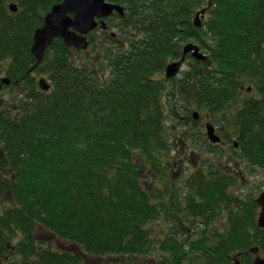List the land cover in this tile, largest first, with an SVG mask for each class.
<instances>
[{
	"label": "trees",
	"instance_id": "trees-1",
	"mask_svg": "<svg viewBox=\"0 0 264 264\" xmlns=\"http://www.w3.org/2000/svg\"><path fill=\"white\" fill-rule=\"evenodd\" d=\"M10 1L0 0V264H235L258 205L234 194L242 180L224 146L185 131L191 151L203 146L223 159L203 162L167 193L142 178L172 150L169 120L199 128L195 109L226 129L247 169H264V0H118L120 38L91 41L97 56L60 39L48 50L34 73L49 92L29 72L30 51L62 0H25L17 13ZM210 1L199 29L194 19ZM191 41L209 59H192L191 71L167 81L168 64ZM225 211L235 230L209 235Z\"/></svg>",
	"mask_w": 264,
	"mask_h": 264
},
{
	"label": "rangeland",
	"instance_id": "rangeland-1",
	"mask_svg": "<svg viewBox=\"0 0 264 264\" xmlns=\"http://www.w3.org/2000/svg\"><path fill=\"white\" fill-rule=\"evenodd\" d=\"M12 2H16V1L14 0L10 1V3ZM18 4L20 6V3ZM117 24H118V21H116L114 24H110L111 30L107 33V35H103L101 33L98 34L96 33L97 30H95L96 35L94 36L90 34L89 39L93 41L94 44L96 45L98 44V47L102 46L100 42L107 44L110 38L115 37L116 39H119L121 33L118 32ZM115 26H116V29H114ZM99 38L101 39L103 38V39L98 42ZM91 48L92 47L89 48L88 52L80 51L84 53L82 56L83 57L97 56L98 54H95V50ZM185 65L186 66L184 67V70H186V72H189L193 69V67L190 68L189 64H185ZM33 77L37 80V85H38L40 78L45 77V76L35 73L33 74ZM4 78H7V76L4 75ZM195 112H196V109L193 110L191 114H194ZM204 116L205 117L202 116V118H200L199 128L196 126V129L192 127H186L184 129V127L182 128V126H180V124H178L177 121L169 120L168 125H167L169 136L168 137L166 136V137L167 139L170 140L172 150L162 155L159 154L160 158L157 159L156 165H155L156 168H158L156 171V174H154L151 177L148 174V172L145 173L142 178L143 185L146 184L148 188L151 186L153 187V185H155L156 187L158 186L161 189H165L166 190L165 193H167V188H170V190H173V189L177 190L178 187H182V188L184 187L186 180H188V176L192 172H195V167L196 169H198L200 164H202L203 162L205 163L207 161H213L218 164V161H220V159L221 160L223 159L221 155H213V154L208 153V151L204 149L205 147H203L202 144H200L202 140L198 142L199 145L202 146V148L200 149L197 148L194 151L190 150L191 143L189 140H186L187 136L186 134H184L185 131H189V132L194 131L192 133L198 134L199 132L196 130H200L206 136L207 140L209 141L208 136L206 135V124L209 123L210 122L209 120L211 119L209 117H206V115ZM218 133L223 137L224 145L226 146L223 151V153H225L224 155L227 158L228 157L232 158V156L235 157L234 158L235 160H232V163L230 165L231 170L237 173L235 175H237L238 180H242V182H239L237 186L233 188L234 194L239 197L242 196V198L246 199L247 201H250V200L255 201V199H257L260 196V192L264 190V169L257 168L255 166H251L249 169H247L249 167V164H247L243 159H241L239 154L233 153L231 151V145H232L231 141L227 139L226 137H224V133H226V129L223 132V134H221L219 130H218ZM196 140H198V138ZM242 176L244 178H247V183L243 181V179L241 178ZM1 202L2 201H0V203ZM225 215H226V211L220 215V219H218L217 221L211 224L209 229L218 230L219 232H221L219 233V235L223 234L224 229H226V226H227L225 224L226 223ZM162 225L163 226L165 225L164 220L162 221ZM53 244L56 247L66 249L68 252L77 251L79 253V250H78L79 248H77V246L73 245L72 243H67L65 241L58 240L57 238H55L53 239ZM85 261L88 262V259L86 257H84V263ZM88 264H98V263H97V260H94L93 258L92 259L89 258Z\"/></svg>",
	"mask_w": 264,
	"mask_h": 264
},
{
	"label": "water",
	"instance_id": "water-1",
	"mask_svg": "<svg viewBox=\"0 0 264 264\" xmlns=\"http://www.w3.org/2000/svg\"><path fill=\"white\" fill-rule=\"evenodd\" d=\"M212 3H210V6ZM10 10L15 13L19 10V7L13 3L10 5ZM50 10V13L45 17L44 25L37 29L33 36V45L30 52L37 61L36 67L44 62L47 51L56 40L61 39L67 47H72L78 51L88 50L90 42L87 37L90 32L98 29V18H108L115 12L121 16L125 14L124 7L111 4L108 0H64L60 4L54 5ZM206 14L207 10L205 9L199 12L195 19L196 26L201 27L203 25L202 19ZM183 54L182 61L173 62L167 68L166 76L168 79L178 76L187 55L193 54L200 62L206 61L208 58L194 44L186 46ZM4 83L9 84L10 79H5ZM39 87L43 92L51 90V84L46 78L40 79ZM195 117L199 119L200 115L195 112ZM207 129V135L213 144L222 142L213 125L208 124ZM256 203L261 207L258 225L264 228V191L256 200ZM256 264H264V260H259Z\"/></svg>",
	"mask_w": 264,
	"mask_h": 264
},
{
	"label": "flooded vegetation",
	"instance_id": "flooded-vegetation-1",
	"mask_svg": "<svg viewBox=\"0 0 264 264\" xmlns=\"http://www.w3.org/2000/svg\"><path fill=\"white\" fill-rule=\"evenodd\" d=\"M36 1H38V0H36ZM111 2H114V1L111 0ZM112 18H115L116 20H118V24L117 25H119V15L114 13L113 15H111V17H108L107 19H99L100 25H99L98 30L96 31V33H98V34L101 33L103 35H107V33L111 30V27H110V24H111L110 22L111 21H110V19H112ZM103 21L107 25L106 28H103L104 27V22ZM89 37H90V35H89ZM89 37H88V39H89ZM183 56H184V54H183ZM183 56H182V58H183ZM182 58L180 60H182ZM192 59L196 61V59L193 57V55H188L185 64H189V66H190ZM180 60H176V61H180ZM39 66L38 67L34 66L31 69V71H29V72L30 73H34L36 71V69L39 68ZM10 83H11V80H10ZM10 83L7 84V85H10ZM206 126H207V124H206ZM215 126H216V133H218L219 128H218L217 125H215ZM220 145H222V144H220ZM222 146H225V145H222ZM233 174H237V173L233 171ZM241 178L243 179V181L245 183H247V178H244L243 176ZM255 204H257V203L255 202ZM260 212H261V208L258 205V208L256 209L257 219H256V223H255L257 228L255 226H253V225L252 226H246V227L243 228V229L249 231V234H247L246 236L249 237V238H252V239L250 240V242L249 241L244 242V245H243L244 248H243L242 251H239V252L233 254L231 260L235 264H256L259 260H264V228H261L258 225ZM231 230H235V229H232V227H230V226H226V229H224L223 234L224 235H228L231 232ZM200 233H201V231H198V230H190V232H188V234H190V235L191 234H200ZM207 233L209 235H211V234L215 235V234H219L221 232H219L218 230H215V229L214 230L208 229Z\"/></svg>",
	"mask_w": 264,
	"mask_h": 264
}]
</instances>
